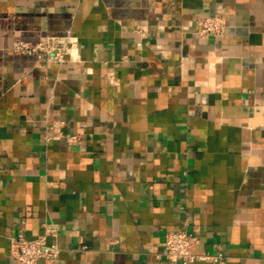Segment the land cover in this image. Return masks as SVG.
<instances>
[{"label": "crops", "instance_id": "obj_1", "mask_svg": "<svg viewBox=\"0 0 264 264\" xmlns=\"http://www.w3.org/2000/svg\"><path fill=\"white\" fill-rule=\"evenodd\" d=\"M186 221L197 253L264 264V0H0V264L47 222L39 264H171Z\"/></svg>", "mask_w": 264, "mask_h": 264}, {"label": "built area", "instance_id": "obj_2", "mask_svg": "<svg viewBox=\"0 0 264 264\" xmlns=\"http://www.w3.org/2000/svg\"><path fill=\"white\" fill-rule=\"evenodd\" d=\"M227 28L225 21L216 15L201 16L198 20L197 34L201 37L220 36ZM138 32L143 30L138 27ZM13 48L21 53L35 54L41 59L48 61L65 62L70 48L58 46L53 39H41L31 42L18 39ZM68 140L75 142L79 140L78 135H68ZM44 235L38 238L27 237L24 233L12 237L10 254L17 264H39L40 259L45 258L53 262L61 255L62 248L58 243V229L53 222L44 225ZM53 237V240H49ZM199 237L188 229L187 221L179 229L169 230L165 237L162 255L171 264H189L196 261H211L212 264H227V254L219 248L216 253H197L195 247ZM88 249V245L83 246Z\"/></svg>", "mask_w": 264, "mask_h": 264}]
</instances>
